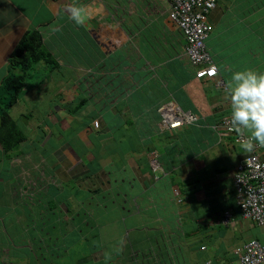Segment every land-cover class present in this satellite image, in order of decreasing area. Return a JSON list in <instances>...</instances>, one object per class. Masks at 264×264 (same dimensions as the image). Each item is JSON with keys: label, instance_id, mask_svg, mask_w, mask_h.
Here are the masks:
<instances>
[{"label": "crops", "instance_id": "0c3cea01", "mask_svg": "<svg viewBox=\"0 0 264 264\" xmlns=\"http://www.w3.org/2000/svg\"><path fill=\"white\" fill-rule=\"evenodd\" d=\"M73 2L0 0V83L10 54L29 30L41 34L64 71L57 78L59 105L48 114L47 125H18L26 140L17 157L4 158L15 172L7 178L0 171V197L6 196L0 198V264H29L41 255L51 264L87 261L83 255L70 258L74 244L59 248V239L78 230L82 240H100L105 228L117 223L123 226L119 253L128 252L120 264H238L235 248L249 240L264 244V226L243 218L235 204V166L249 152L212 130L231 113L225 92L214 80L194 77L166 1L75 0L90 16L83 26L66 11ZM261 12L264 6L252 10L246 0H218L209 21L213 28L221 22L229 26L238 16ZM221 63V74L228 73ZM97 66L101 74L77 75ZM231 75L220 76L227 83ZM29 86L26 94L38 95L39 88ZM79 102L78 112L68 111ZM165 102L191 111L198 123L158 132V111ZM40 127L48 132L38 136ZM34 128L37 135L29 137ZM34 142L37 148L31 149ZM152 153L161 165L157 173L149 167ZM258 155L264 160V147ZM24 159L30 161L26 171ZM159 183L167 190L150 198ZM109 201L122 221L107 218ZM48 205L59 209L49 218ZM225 212L231 216L228 225L222 223ZM33 215L52 227H40L41 235L31 224Z\"/></svg>", "mask_w": 264, "mask_h": 264}, {"label": "trees", "instance_id": "16d2710c", "mask_svg": "<svg viewBox=\"0 0 264 264\" xmlns=\"http://www.w3.org/2000/svg\"><path fill=\"white\" fill-rule=\"evenodd\" d=\"M246 2L248 7L252 10L264 6V0H246ZM217 3L218 0H215V7L206 14V21L208 24H210L212 29L205 39L206 50L210 54L211 59L213 60L217 69V79L219 78L225 82L222 78L226 76V74L230 75L235 71L246 69H250L258 73H264V14L261 12L260 14H256L252 17L241 15L235 18V21L229 23V26L224 22H221L222 24L220 23L221 25L219 27L213 28V24L210 23L209 18L210 13L217 7ZM231 24H233L234 29L231 28ZM177 30L179 31V29ZM179 33L181 34L180 31ZM212 37H215L218 40H216L217 49L219 50L217 54H213L210 51L213 49L208 48V42ZM223 48L227 51V53L223 56H219L220 50ZM219 59L222 63L224 62L227 64L228 70H230V72L221 74L222 70L218 67L219 62H216V60L219 61ZM63 60H65L64 57ZM39 62L46 64L45 67L48 68L49 74L53 71L60 72V61L52 54V51H50L45 46L41 34L36 30H29L19 40L14 50L10 54L7 60V75L0 83V163L4 158L10 159L12 156L17 157L20 144L26 140V134L18 126V123L12 119L9 114V110L19 100L20 93L23 90L22 87L28 83L26 82L28 77L27 70L30 67L33 68V63L39 64ZM81 106L82 102H79L76 106L72 107V109H69L68 111L75 114L81 109ZM218 122L219 121H217V123ZM217 123H215V125ZM213 131L216 132L215 130ZM216 133L219 134L218 132ZM244 135L247 137L249 134L245 132ZM227 136L234 144V136L232 134ZM55 211H59V209L53 205H48V208L45 209L46 213L44 214L47 218H49L51 215L50 213ZM43 222H45V220L40 221L39 226L37 227L39 228L40 232H42L41 235L44 233L43 230L47 229L46 224H48L49 228L52 227L50 222H45L44 224ZM59 225L63 227L62 224ZM40 227H43L44 229ZM75 235H78V230L74 231V233H71L68 239L64 238L62 241L59 239L58 247L62 248L67 241L70 243L72 237ZM65 246L70 248L68 245ZM60 252L61 256L63 251L60 250ZM75 252L72 251V256H70V258L73 257L74 260H78L82 257L81 253L76 252L75 255ZM77 256L79 257L77 258ZM28 263L51 264V259L45 255H41L38 261L29 260ZM59 263L61 264V262ZM83 263L85 264V261H82L78 264ZM54 264H57L56 260L54 261Z\"/></svg>", "mask_w": 264, "mask_h": 264}, {"label": "built area", "instance_id": "2783aa9c", "mask_svg": "<svg viewBox=\"0 0 264 264\" xmlns=\"http://www.w3.org/2000/svg\"><path fill=\"white\" fill-rule=\"evenodd\" d=\"M168 3V19L181 32L185 41L184 55L199 80H215V86L225 92V83L217 79V69L205 47L212 27L206 21V14L215 7V0H164ZM158 131H171L185 126H195L199 118L191 111L180 109L172 102L164 103L159 109ZM231 114L224 115L212 128L219 135L234 136V144L242 145L244 137L231 130ZM92 125L97 128L98 122ZM233 144V143H232ZM257 145L235 166L232 179L235 204L243 218L257 226H264V160L259 159ZM149 167L160 170L157 155L151 154ZM230 220L224 213L223 223ZM234 254L238 264H264V244L249 240L236 247Z\"/></svg>", "mask_w": 264, "mask_h": 264}, {"label": "rangeland", "instance_id": "374dc122", "mask_svg": "<svg viewBox=\"0 0 264 264\" xmlns=\"http://www.w3.org/2000/svg\"><path fill=\"white\" fill-rule=\"evenodd\" d=\"M247 1H249V0H247ZM165 3H164V5H166ZM258 9H260V8H258ZM101 28H103V26H101ZM216 40L217 39L215 37L214 38L212 37L210 39V41L208 42V44H209L208 48L213 49V50H210L213 54L214 53L217 54L219 51L217 49V41L218 40L217 41ZM226 53H227V51L224 50V48H223L222 50H220L219 56H223ZM216 62H221V61L219 59V61L216 60ZM33 65H34L33 68L30 67L27 70L28 77H27L26 82H28V86L29 85L32 86V87L29 86V88H31V89L35 88V86L37 85V87L39 88L38 89V91H39L38 95L26 94L28 86L24 85V87H22L23 91H21V93H20L19 100L9 110L10 116L12 117V119L15 122L18 123V125L20 127H22L24 125V123H26V122L30 126H33L36 123H40L42 126L43 122H45L47 125L48 120H49L48 114L51 115L53 113L52 112L53 109H55V107L57 105H59L58 102L60 100V95H57L58 88H59V86L57 85V81H58L57 78H58V76L61 77L62 75H64L63 69L62 68L60 69L59 75L57 73H55V75H51L48 73V68L45 67V65H46L45 63H43V62H39V64L33 63ZM190 68L191 67L189 66V69ZM87 72H89V74L87 76H90V74L93 72H94L93 73L94 75H97V74H101L102 71H101L100 66L95 67L92 72H90V70H85L83 68L79 71V74H77V75L82 77ZM228 72H230V70ZM160 73L161 72L156 71L157 75H160ZM93 74H92V76H93ZM66 82H68V80H66ZM33 84H34V86H33ZM69 84H71V81ZM157 89H160V88L159 87H152L153 91H156ZM57 127L52 126L51 132L53 131L54 134H56V132L58 133ZM36 131L37 130H35V128L31 129V132H30L31 135L28 134V136L30 137V136L37 135ZM43 131H45V132H43ZM46 132H48V130L46 131L45 128L40 127V129H38V136H40V135H42V133H46ZM52 143H54V142H52ZM25 146H23V147H25ZM29 147L31 149L37 148L35 142L32 145H30ZM26 148L27 147H25L24 150H26ZM161 148H162V146H161ZM158 149H160V147ZM21 150H23V149H21ZM169 150L170 149H168V151ZM4 161H6V160L3 159L2 162L0 163V164H3V165H0V171L1 172L3 171L2 176L4 175L7 178L14 177L15 170L12 168L13 165H11L12 167H8L7 166L8 161H6V162H4ZM29 167H30V161L24 159L23 170L26 171V169H28ZM16 172H18V170H16ZM169 178L171 179L172 177H169ZM169 178H168V180H169ZM13 179L14 178H12V180ZM16 179H18V180L21 179L20 176H18V173L16 175ZM12 180H10V181H12ZM160 185H161V183H159V185H158L159 187L157 186L156 189L152 190L151 194L149 192L148 196L150 198H153L154 195L155 196L157 195L158 190L161 188ZM162 187H166V185L163 184ZM163 190H167V187L165 189L163 188L162 190L160 189L159 191H163ZM0 191H2L1 187H0ZM171 194H172V192H171ZM17 197H19L18 194H17ZM5 199H6V196L4 197V199H2V201ZM30 203H32V202H30ZM107 204H108V207H107L108 216H107V218L108 219L111 218L112 220L116 218L117 220L122 221L121 220V218H122L121 213L119 214V212L117 210H115L114 206L111 205L112 203L110 201ZM167 210L168 209H165V214H166ZM0 211H3V210H0ZM32 211L39 212L40 210L39 209H33ZM38 221H39V219H37V215H33L31 224H33L34 229L39 226ZM122 227L123 226L121 223L115 224L112 229H111V226L106 227L105 231L102 230L103 236H102V239H100V240L96 236H94L92 238H87L86 240H82V237L80 234L75 235L74 237H72L71 242H70V243L74 244V246L71 247V249L74 250V252L75 251L79 252L83 256L86 257L87 261H85V264H120L124 260H127V258H128V254H126V253H128L127 251L125 252V250H124V251H121L119 253V246L123 243L122 236H121L122 235ZM81 229H82V227L79 228V230H81ZM82 232H85L84 229H82ZM137 247L141 248L140 243H138ZM99 253H101V260H100V257L98 256ZM106 254H107V257H106ZM78 257L79 256H77V258ZM94 257L96 258V261H95ZM88 258H89V260H88ZM118 261L120 263H118ZM72 264H74V262H72Z\"/></svg>", "mask_w": 264, "mask_h": 264}, {"label": "clouds", "instance_id": "9594fccd", "mask_svg": "<svg viewBox=\"0 0 264 264\" xmlns=\"http://www.w3.org/2000/svg\"><path fill=\"white\" fill-rule=\"evenodd\" d=\"M66 11L77 26H83L90 18L87 8L75 0L67 6ZM225 95L231 106V130L241 137H244L245 132L249 133L241 141L244 150L251 152L257 145L264 147V73L250 69L233 72L225 85ZM159 166L161 170L160 163ZM229 222L224 224L222 220L224 225Z\"/></svg>", "mask_w": 264, "mask_h": 264}]
</instances>
